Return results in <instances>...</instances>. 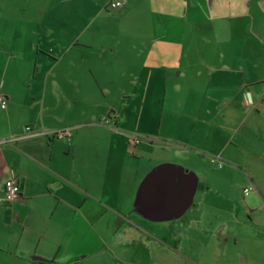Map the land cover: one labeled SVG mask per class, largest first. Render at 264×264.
Listing matches in <instances>:
<instances>
[{"label":"crops","instance_id":"0c3cea01","mask_svg":"<svg viewBox=\"0 0 264 264\" xmlns=\"http://www.w3.org/2000/svg\"><path fill=\"white\" fill-rule=\"evenodd\" d=\"M63 1L14 14L7 19L16 26L0 31V264H119L135 239L153 263L264 264V0H121L114 8L99 0L96 13L131 10L137 27L95 29L87 40L86 29L63 26L74 13ZM134 3L155 13L135 12L142 7ZM148 16L160 25L155 35ZM124 29L143 36L139 49L123 46ZM102 66L134 88L160 71L161 117L156 133L140 130L145 142L121 128L128 113L121 117L117 91L101 85L116 78L94 75ZM95 81L97 89L81 92ZM126 92L124 105L136 111L138 91ZM26 124L47 132L30 134ZM64 127L69 136L54 132ZM214 153L222 166L208 159ZM183 169L196 178L194 193L168 216L177 208L168 191L181 196L189 181ZM7 177L19 184L12 201ZM146 178L150 191L141 194Z\"/></svg>","mask_w":264,"mask_h":264},{"label":"rangeland","instance_id":"374dc122","mask_svg":"<svg viewBox=\"0 0 264 264\" xmlns=\"http://www.w3.org/2000/svg\"><path fill=\"white\" fill-rule=\"evenodd\" d=\"M56 0H0V31H3L4 33L8 34L14 26V20L13 19H7L9 17L15 16L14 14H25L34 12L40 8V10H45V7H47V10H52L53 6L55 5ZM84 6L81 4H78L77 0H66L61 2L63 5L65 4L66 7H68L69 11L74 10V13L69 14V17L67 18L66 23L63 26H68L71 30H79V29H86L87 32L85 33L86 37L84 39L87 40V38L92 37V33H94V30L96 29H120L123 27H126L127 29L137 27L135 22L136 20L133 19L131 16V10H126L125 8H121L120 10L112 9L110 13L106 12L105 10L102 12L96 13L99 4V0H83ZM139 3V2H138ZM134 7L141 6V9H135V12H141L143 7L149 10V12L155 13L154 10H152L146 3L144 4H133ZM114 8V7H111ZM134 10V9H133ZM134 12V13H135ZM122 13L124 14V17H121L120 15ZM133 14V11H132ZM3 17V18H1ZM154 17V15H153ZM149 29H154V34H156V31L158 30L157 27H160L158 25L157 20L153 19L152 16H148L145 20ZM126 30H123L122 36L120 38L122 39V44L125 46L134 45L138 49L141 47L142 44V37L139 34H136L133 32V35H127ZM104 35L102 36V39H104ZM98 45L95 44L94 50H97ZM107 54V53H105ZM185 59V58H184ZM87 61H98V59H95L93 56L91 59H86ZM122 67H117L116 69H119ZM94 75L99 77L100 79L104 78L106 75L110 77L116 78V83H106L101 85H106L111 90L115 89L117 91L116 97L114 100L115 109L119 111V114H121V117L123 118L125 111L128 113L127 115V121L126 123H123L121 128L126 129L125 132L129 136L136 135L139 136L141 141L145 142L146 138L143 134V132H140L141 129L146 128L149 132L156 133V122L161 117L158 113L162 99H163V92H162V84L158 82L156 79L157 76L160 75V71H155L149 76L148 82L144 83H138L137 88H134L136 85L129 82L128 77H119L117 74L114 75L112 72L113 68H110L109 66H102V67H93ZM134 69V68H130ZM152 68H150L151 70ZM111 70V72H109ZM127 70V68H126ZM136 70V69H134ZM147 70V69H146ZM87 76H91V73L89 72L88 68L83 66L82 69ZM128 71V70H127ZM140 71V69H138ZM141 72V71H140ZM144 73V72H143ZM173 73L171 72V79L166 82L165 90L171 95L173 93ZM143 78H145L143 76ZM160 79V78H159ZM88 85L94 86L97 89V81L95 82H89L85 84H80L81 92L89 93L92 92L90 88H88ZM131 89H135L138 91L139 98L137 97L135 100H133V108L135 106L138 107L136 111H132L129 107H126L124 105V98H123V91L126 90V93H129ZM101 92H105L106 88H102L99 90ZM99 93V95H96V99L100 101L101 103H104L106 100V96L103 93ZM113 92H111L112 97ZM146 94V96L141 99L140 96ZM109 97V95H108ZM112 100V99H111ZM173 103L172 98L166 99V105H170ZM142 108V109H141ZM136 109V108H135ZM141 112V114H140ZM149 114L146 116L145 114ZM102 124L108 123V116H103L100 120ZM133 128H137L139 131L134 130ZM123 131V130H122ZM121 132V131H120ZM165 132V131H161ZM168 132V131H167ZM138 134V135H137ZM155 135V134H153ZM168 135V134H167ZM166 146L169 148L172 147V143L174 140L170 137L166 138ZM216 154V153H214ZM212 154H208V159L210 160ZM211 161V160H210ZM203 182L200 184V188L202 187ZM188 212V211H187ZM187 212L183 215L181 218L182 220L184 218H187ZM178 223V222H177ZM167 229V228H165ZM169 230V228H168ZM172 228H170V231ZM163 233V232H162ZM167 242H170L171 244H174L175 242L171 239L165 238ZM184 246L187 247V240H185ZM198 243V242H197ZM196 243V244H197ZM210 243H208L209 245ZM203 245V244H202ZM210 247L213 246V244L209 245ZM217 246V244H215ZM118 247V246H117ZM187 250V249H186ZM161 259V256H159ZM220 258H222V262H224V250L219 255ZM122 262L117 260V263L119 264H141V261H148V264H160V263H153L152 256L150 254V251L145 245L142 240L135 239L132 241V243L129 245V248L126 251V254H122L119 256ZM190 264L188 261L185 262L183 259L181 260V264ZM99 264H105V261L102 259L99 261Z\"/></svg>","mask_w":264,"mask_h":264},{"label":"built area","instance_id":"2783aa9c","mask_svg":"<svg viewBox=\"0 0 264 264\" xmlns=\"http://www.w3.org/2000/svg\"><path fill=\"white\" fill-rule=\"evenodd\" d=\"M122 4L121 0H110L109 2V7H117ZM251 101V100H248ZM6 98L0 94V106L5 107L6 106ZM24 130L26 132H29L30 134H41V133H46V130L43 129H34L30 124H26L24 126ZM54 132L58 135H63V136H69L70 131L67 128H58L54 130ZM139 136H133V141L138 142L139 141ZM7 139L4 138L2 141H6ZM210 160L214 162L217 166H222L224 163L223 159L218 155V154H212L210 157ZM4 185V196L8 200H14L18 197L19 195V184L17 182V179L15 177H7L4 179L3 182ZM248 190V187L245 188V191Z\"/></svg>","mask_w":264,"mask_h":264},{"label":"water","instance_id":"95a60500","mask_svg":"<svg viewBox=\"0 0 264 264\" xmlns=\"http://www.w3.org/2000/svg\"><path fill=\"white\" fill-rule=\"evenodd\" d=\"M185 171V173H184ZM183 173L184 175L187 176V178L189 179V181L187 182V180L185 181V184H183L181 186V196L177 197V194L175 191H173L172 189L169 190V196L167 198V202L169 204L174 203L173 205H175V207H177L175 210H169L168 216H172L174 214H177L178 212H182L184 210V208L190 203L193 193H194V189H195V185H196V178L195 176H192L188 173L187 170L183 169ZM149 178H146L143 182V184L140 186L139 188V193L143 194V193H147L150 191V187L148 186L149 184ZM168 190V189H167ZM170 192H173L170 194ZM172 200H174V202H172ZM177 201V203H175ZM170 209L172 208V206L169 207Z\"/></svg>","mask_w":264,"mask_h":264}]
</instances>
